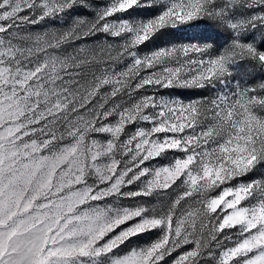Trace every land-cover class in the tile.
Listing matches in <instances>:
<instances>
[{"label": "snow or ice", "instance_id": "snow-or-ice-1", "mask_svg": "<svg viewBox=\"0 0 264 264\" xmlns=\"http://www.w3.org/2000/svg\"><path fill=\"white\" fill-rule=\"evenodd\" d=\"M0 264H264V0H0Z\"/></svg>", "mask_w": 264, "mask_h": 264}]
</instances>
